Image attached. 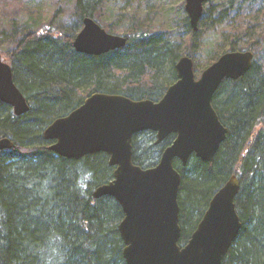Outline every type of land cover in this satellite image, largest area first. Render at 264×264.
Here are the masks:
<instances>
[{"label":"trees","instance_id":"obj_1","mask_svg":"<svg viewBox=\"0 0 264 264\" xmlns=\"http://www.w3.org/2000/svg\"><path fill=\"white\" fill-rule=\"evenodd\" d=\"M15 1L0 0V7L9 8L5 12L11 15L23 8ZM250 4L246 8V0H226L210 5L197 32L185 17L184 33L177 40L135 24L125 35L124 48L102 56L77 53L73 37L60 33L53 23L20 35L15 16L8 19L10 29L0 30V37L9 40L8 48L1 52L30 111L16 116L0 101V139L16 145L0 153V264H126L118 230L123 210L114 198L93 197L98 187L114 179L108 155L78 161L60 157L49 150L51 143L43 133L95 93L159 102L177 81V63L184 54L195 55L206 29L220 31L230 52L238 50L250 28L264 23V8ZM215 10L217 16L209 17ZM106 11L107 0L75 2L79 25L90 17L112 33L102 24ZM221 25L226 29L220 30ZM258 44H264V38ZM258 44L246 49L254 53L251 71L237 81H225L214 98V109L229 131L214 161L192 157L186 167L174 163L182 177L181 247L217 191L231 176L239 179L235 206L243 227L222 264H264V66L257 61ZM143 134L149 141L142 142V134L134 138L133 161L153 168L175 135L157 145L155 133Z\"/></svg>","mask_w":264,"mask_h":264},{"label":"water","instance_id":"obj_2","mask_svg":"<svg viewBox=\"0 0 264 264\" xmlns=\"http://www.w3.org/2000/svg\"><path fill=\"white\" fill-rule=\"evenodd\" d=\"M207 1L186 0L185 11L194 32L199 31ZM127 42L126 37L107 33L88 17L72 46L77 53L102 56L124 48ZM253 60L251 50L226 52L197 79L193 59L184 56L175 67L177 81L159 102L95 93L45 129L44 139L53 143L49 149L60 157L78 161L108 155L114 179L98 187L93 197L114 198L123 210L118 230L126 264H222L233 247L243 227L235 206L238 178L234 175L214 195L191 239L181 247L182 177L174 163L186 167L192 157L214 161L228 133L214 109V98L225 81L246 76ZM0 101L12 107L16 116L30 111L1 52ZM146 132L156 134L157 145L175 135L159 163L148 169L133 161L134 138ZM13 148L8 138L0 140V151Z\"/></svg>","mask_w":264,"mask_h":264},{"label":"rangeland","instance_id":"obj_3","mask_svg":"<svg viewBox=\"0 0 264 264\" xmlns=\"http://www.w3.org/2000/svg\"><path fill=\"white\" fill-rule=\"evenodd\" d=\"M224 1L226 0H208L204 5V11L210 5L216 6ZM237 1L239 2V0ZM252 1L257 2L250 4ZM75 2L76 0H16L15 3L19 6L23 4V8L11 15L5 12V9L9 8L0 7V30L2 28L10 29L11 22L8 19L15 16L14 19L17 20L20 35L53 23L54 28L60 33L75 37L83 28V25H79L75 18ZM185 4L186 0H107V11L102 18V24L111 27V34L116 36L131 34L134 25L138 24L153 32L164 33L177 40V37H181L184 33V19L188 17ZM249 4L255 5L250 8L256 10L264 8V0H246V8ZM246 12H250V9H247ZM217 13L218 11L215 10L209 17L215 18ZM201 28H203L202 25ZM222 29H226V27L221 25L220 30ZM263 38L264 23H261L257 27L250 28L246 38L239 43L237 51H246L251 45L260 43ZM8 42L9 40L6 42L4 37H0V52L2 49L8 48ZM229 45L230 43L225 36L214 28L206 29L202 33L199 50L191 57L194 61L197 79L208 68V63L214 56H222L229 52L226 51ZM257 47V61L264 66V44H258ZM184 56L187 55L184 54ZM142 135L141 141L148 142L149 137L146 134Z\"/></svg>","mask_w":264,"mask_h":264},{"label":"bare ground","instance_id":"obj_4","mask_svg":"<svg viewBox=\"0 0 264 264\" xmlns=\"http://www.w3.org/2000/svg\"><path fill=\"white\" fill-rule=\"evenodd\" d=\"M83 25V24H82ZM82 30H83V28H82ZM81 30V31H82ZM105 30V29H104ZM80 31V32H81ZM106 31V30H105ZM79 32V33H80ZM107 32V31H106ZM108 33V32H107ZM111 34V33H110ZM76 38V36L75 37H73V40H72V43H73V41H74V39ZM72 43H71V46H72ZM72 48L75 50V48L72 46ZM76 51V50H75ZM2 54V53H1ZM79 54H81V53H79ZM3 56V55H2ZM228 81H232V80H228ZM12 108V107H11ZM13 112H14V110H13ZM228 130V129H227ZM229 132V131H228ZM227 136H228V133H227ZM3 138V137H2ZM1 138V139H2ZM0 139V140H1ZM9 139V138H8ZM13 144H14V148L13 149H7V150H2V151H0V153L1 152H5V151H11V150H14L15 149V147H16V145H15V143L11 140V139H9ZM51 143V145L53 144L52 142H50ZM50 148V147H49ZM50 150V149H49ZM51 151V150H50ZM56 154V153H55ZM57 155V154H56ZM59 156V155H58ZM234 176V175H233ZM233 176H231L228 180H227V182L217 191V193L222 189V188H224V186L230 181V179L233 177ZM239 180V179H238ZM240 183V182H239Z\"/></svg>","mask_w":264,"mask_h":264}]
</instances>
